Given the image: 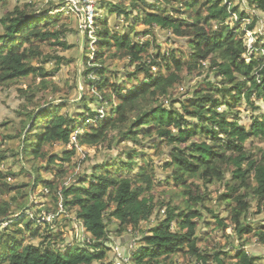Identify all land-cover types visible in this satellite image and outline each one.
<instances>
[{"label":"trees","instance_id":"obj_1","mask_svg":"<svg viewBox=\"0 0 264 264\" xmlns=\"http://www.w3.org/2000/svg\"><path fill=\"white\" fill-rule=\"evenodd\" d=\"M42 1L45 4L39 6ZM189 1L111 0L107 9L118 19H124L123 31L112 32L107 18L97 15V55L92 61L87 55L86 36L81 64L82 85H97L98 90L93 94L84 91L79 104L71 105L68 101L55 104L52 100L37 104L33 109L30 104L22 105L19 115L25 118L27 129L23 147L30 131L37 137L29 156L32 159L27 163L23 160V174L27 173L32 184L15 187L5 183L1 169L5 157L0 156V189L7 194L17 190L18 194L12 202L1 200L0 203V264H105L112 250L108 244H115L111 235L119 238L128 230L132 231L128 232L131 242L144 243V246L141 251L131 249L124 254L127 261L122 264H165L181 252L185 257L191 254L202 261L204 257L196 249L195 232L200 212L180 191H173L167 203L163 199L154 204L149 194L153 195L155 184L161 182L173 181L174 186L189 189L196 181L222 182L227 174L239 185L231 187L225 182L228 191L221 196L220 205L226 202L230 206V198L239 190L244 194L235 197V205L228 208L230 223L214 216L216 225L223 226L224 232L232 229L229 239L234 236L242 241L250 236L264 247V224L247 221L252 208L250 199L247 200L248 191L251 190L257 201V213L264 212V149H258L260 154L254 155L245 147L248 141L264 140V113L251 116L253 124L247 131L245 126L238 125L240 112H230L234 104L244 100L247 102L244 106L264 112L255 103L257 101H252L254 92L257 100H264V59L250 54L241 37L245 31L235 32L249 17L247 9H240L233 0L225 3L223 0H201L192 11L188 8H191ZM5 2L7 0H0V7ZM247 2L251 9L264 13V0ZM67 3V0H33L3 14L0 18V86H6L7 82L17 84L31 74L38 76L39 72L47 76L45 69L34 66V62L45 57L39 47L42 43L67 47L61 41L69 30L62 22L66 12L62 9ZM68 7L79 17L72 6ZM153 9L157 12H152ZM230 19L234 20L233 27L227 24ZM258 21V17L253 19L248 30L253 31ZM139 24L146 29L138 30ZM157 29L170 35L168 41L175 40V45L186 46L187 53L172 48L162 52L155 41L141 43L140 36L151 35ZM244 54L250 55V62ZM54 58L60 66L62 59ZM115 60H128L127 64L135 66V70L112 72L108 63ZM90 62L99 63L100 67H89ZM163 64L168 75L162 70L153 73L154 67L160 68ZM183 72L207 78L194 91L188 90L184 98L176 94L181 92ZM212 73L215 79H208ZM142 74L146 76L143 80L140 79ZM89 75L93 77L88 79ZM22 93L33 103L34 90ZM87 99H92L100 110L89 106ZM222 107L228 109L221 111ZM42 113L48 119L44 132L38 130V118ZM80 125L86 129L82 130ZM75 131L78 133L73 140ZM221 135L226 137L219 139ZM77 143L82 147H96L100 154L101 158L94 156L97 161L90 171L80 172L82 161L72 163L80 149ZM58 146L64 147L62 153L53 151V147ZM70 146L76 147L70 150ZM146 148L155 149L159 155L166 154V158L161 159L162 174L146 159ZM25 152L26 148L21 154ZM141 156L144 157L142 161L139 160ZM67 162L71 163V170L66 169ZM43 172L51 178L43 177ZM70 179L77 182L68 184ZM32 185V191L41 186L53 199L40 212H55L57 207L62 212L65 210L66 220L77 223L88 233L82 237L85 239H77V244L70 247L65 236L55 237L59 232L64 233L52 227L58 223L59 211L56 217L55 213H49L38 218L27 214V211H34V205L26 206L27 211L17 210L20 201L29 197L23 188ZM198 198L197 201L202 199ZM13 206L16 211H12ZM164 208L165 215L156 219V226L150 229L151 235L142 231L139 241L136 240L133 233L139 235L142 225L150 223L155 213L161 214ZM27 216L28 222L23 225ZM36 220L44 225L43 233L36 230ZM4 224L12 228L1 231ZM25 230L30 232L28 242ZM243 246L237 248L236 262L231 264H262L258 261L260 257L251 255ZM216 261L226 264L219 255Z\"/></svg>","mask_w":264,"mask_h":264},{"label":"rangeland","instance_id":"obj_2","mask_svg":"<svg viewBox=\"0 0 264 264\" xmlns=\"http://www.w3.org/2000/svg\"><path fill=\"white\" fill-rule=\"evenodd\" d=\"M96 3L95 8V19L97 15L102 16L103 18H107L108 22L111 24L112 32H122L123 31V24L124 19L120 18L118 19V16L116 14H111L107 9V3L111 0H94ZM201 0H190L188 2V5H191L192 11H195L200 4ZM224 3L228 2V0H223ZM235 3L240 5V9H247L249 11V17L244 20L240 26H237L236 33H240L245 31V35L241 37L245 41V45L248 47V50L250 51V54H255L256 58L264 59V13L261 11H257L254 9H251L248 5L247 0H233ZM33 0H7L5 2L4 6L0 7V18L5 14L7 11L13 10L17 6H22L24 4L32 3ZM155 2V0H154ZM45 4V1L39 2L38 5L42 6ZM69 6H72V4L69 2L67 3ZM65 5L62 9L63 11H66L63 16L62 22L66 24V27L69 29L66 32V35L64 38L61 39L62 42L67 44V47L62 46H53L51 47L48 43H42L39 45L41 51L44 53L45 57L41 58V61L34 62L36 67H43L45 71L48 74H45L47 76L44 77V74L42 75V72H39V75L31 74L28 78H23L19 80V82L16 84L15 82H7L6 86H0V156H4L5 159L1 161V169L4 171L3 175L6 177V180H4L5 183L9 184L10 186L17 187L19 184H32L31 178L27 175V173L24 175L25 172L23 160L27 163L29 162L32 157H29L30 154L34 150V146L36 145L37 137L34 135L33 132H29L28 140L27 142L24 141V147H23V140H25L26 133V125H25V118L21 117L19 114V111L21 110V107L23 104H30L31 109H33L37 104H42L45 101H52L55 100V104H60L62 101H71L68 102L71 105L72 104H79L82 101V96L84 97V91L87 93L96 92L98 90V86H91L90 83H87L86 85H82V69H78V63L80 61V57L82 55V47H83V35L87 36L88 39V56L91 57V61L94 59V57L97 55L98 51V42H97V32L99 28L97 29L96 26V20L94 19L93 27L94 30L92 33L87 28L83 27V19L81 15L79 17L69 11L68 5ZM106 7V8H105ZM195 7V8H194ZM170 9V8H169ZM67 11H69L67 13ZM152 12H157V10H151ZM137 14V12H136ZM256 17L259 18V21L256 23V26L254 27L253 31L248 30L249 24H252L253 19ZM236 17H234L235 19ZM227 24L229 26H234V20H227ZM240 27V30H239ZM138 30L144 31L146 29V26L143 24L138 25ZM97 29V30H96ZM126 29V28H125ZM159 30V31H158ZM239 35V34H238ZM170 35L166 31H162L161 29H157L154 31L151 35H142L140 36L141 43H145V41H155L157 44H159L160 49L162 52L165 50L172 49H181L184 51V53H187L188 49L184 45H175V40H172L171 42L168 41ZM174 41V42H173ZM93 44H92V43ZM55 43V42H53ZM86 50V45H85ZM85 54V53H84ZM148 54H144L143 56H146ZM188 55V54H186ZM55 56H59L61 60L60 66L57 64V61L55 60ZM247 62L251 61L250 55L244 54L243 55ZM181 59V58H179ZM128 60H115L114 62H109L108 65H110V69L112 72H122L125 69H129L134 71L135 66L130 67L129 64H127ZM150 63V61H147ZM82 64V63H81ZM89 67L98 66L100 67L99 63L93 64L92 62L88 63ZM159 70H162L165 75H168L167 69L165 68L164 64L158 67L153 68V73L157 74ZM132 71L130 74H132ZM118 72L117 76L120 75ZM182 83L179 85L181 92H176V94L181 95L182 97L185 96L187 91L190 92L194 91V89L198 88L199 84L204 82V79L207 80L205 75L198 76V74H188L187 72H183L182 74ZM93 76L89 75L88 79H91ZM146 76L144 74L140 75V79H144ZM122 78H128L126 76H123ZM215 79L214 73H212L208 79ZM78 79L81 84V88L83 89V93L81 94L80 89L77 86ZM261 80V79H260ZM207 82V81H206ZM76 83V87H75ZM136 83V82H132ZM129 87L133 86V84H129ZM34 90V96H32L33 103H30L27 99V96L22 93V91H32ZM89 98H91V95H88ZM82 98V99H81ZM184 98V97H183ZM65 99V100H62ZM252 101L256 104H259L261 108L264 111V100L261 98L260 100H257L256 98V92L253 93ZM87 104L89 106H96L94 102H92V99H87ZM247 102L244 100L241 104H234L233 108H230V112H240V119H239V126L244 127L247 131L250 130L253 122L251 120V116L253 115H259V110H255L253 107L249 106L248 108L246 105ZM98 106V105H97ZM95 107L96 109H99L98 107ZM101 108V107H100ZM227 107H222L221 111L227 110ZM100 110V109H99ZM220 110V109H219ZM64 112V111H63ZM65 113V112H64ZM80 114L76 115L77 117ZM36 117V114H34L33 118ZM104 117V115H102ZM80 118V117H78ZM233 117L230 116L229 120H231ZM39 126L38 130L44 132L48 119L46 118L45 114L42 113L39 118ZM82 130L86 129L85 127H82ZM37 131V130H36ZM22 133H25L23 138H20ZM41 133V132H39ZM78 131H75L72 135V139H76ZM225 135H221L219 139L225 138ZM210 138V137H209ZM76 146L80 147L78 149V153L76 154L75 158L72 159V163L74 162H80L82 161V167L80 169V172L84 171H90V169L95 165L97 159H94V156L100 157V154L97 153L98 150L96 147H86V146H79L77 143ZM76 146H70V150H73ZM246 150L251 151L252 154L257 155L258 149H264V140H254V141H248L245 144ZM26 148L25 155H22V151ZM64 150L63 146L53 147V151L62 153ZM146 159L149 161L150 165H153V168L155 171H158L159 173H163L161 167H163V164L161 163V159L164 157L166 158V154H157L155 149H149L146 148ZM117 151H114V154H116ZM21 156L19 157V155ZM23 157V158H22ZM90 157V159H89ZM101 158V157H100ZM143 156L139 157V160H143ZM66 169L71 170V163L67 162ZM22 172V173H21ZM163 176V175H162ZM43 177L46 179L51 178L50 174H47L46 172H43ZM164 177V176H163ZM161 178V176L159 177ZM77 181H71V179L68 181L69 183L75 184ZM225 182H228V184L233 186H238L237 182L230 179V176L227 174L226 179H224L222 182L213 183V184H206L200 181H196L195 185L190 187L189 189L182 188L174 186L173 181L168 182H161L158 184H155L156 187L153 189V195L149 194V197L151 198L152 202L159 203L158 200L165 199V202H169L171 195H173V191H180V194L190 201L193 204V208L196 211L200 212V217L196 219V238L198 240L196 249L199 251V254L204 257L202 261H199L198 258L194 257L193 255H188L185 257L183 255V252L177 253L175 257H172L171 260H168L165 264H219L216 261L217 255H219V259L226 264H231L233 262H236V259H234V256L236 255L237 248L242 245L244 250L249 252L251 255H257L260 257L259 262H262L264 264V247L259 245L256 242L255 239H250V236H247L249 238H246L242 241L235 238L234 236H231L232 238L229 239L228 236L232 234V229L229 228L226 230V232L223 231V226L216 225V219L214 216H218L220 220H224L226 224L230 223V220H232L229 212V207L235 205L234 198L238 195L244 194L243 190H239L236 194L233 195V198H230V206L227 205L226 202H223L222 205H220V198L223 194H225L228 190L225 188ZM191 183V182H190ZM28 187V186H27ZM33 185L30 188H23V190L26 189L27 193L29 194L28 198H25L24 201H20L21 205H19L18 209H25L26 206L29 208L31 206H35L34 211H27V214L30 215V217L37 216L40 218L41 216L45 217L48 216L50 213H55L54 216L56 217V213L59 211V217H57L58 223L52 224L53 229L55 228L58 230L59 228L64 231L59 232L55 237H64L67 241V245L70 247H74L75 244H77V239L80 241L84 235H88L86 231L83 230L82 227H79L77 223L72 224V222L66 220L65 216V210L62 212V210H59V207L55 208V212L48 211L40 212L45 210L46 204H50V201L53 200L51 197V193L47 192L45 189H43L41 186L36 188L34 191H32ZM245 188V187H243ZM247 191V190H246ZM17 190L12 192L11 194H7L3 192V190L0 189V203L1 200H4L3 202L10 201L12 202V198L18 196L16 194ZM252 208L249 214V219H247L248 222H251L252 224H264V212L263 213H257V201L254 200V194H252L251 190L248 191ZM202 198L200 201H197V198ZM198 198V199H199ZM190 199V200H189ZM220 202V203H219ZM52 204H54V201H52ZM25 205V206H24ZM56 205V204H55ZM16 206H13L12 211H16ZM28 208V209H29ZM61 209V208H60ZM166 208H164L161 212V214L158 213V211L155 213L154 217L152 218L150 223H144L141 227V231L138 232L139 235L136 233H133L136 236V240L141 237L142 231L146 232L148 235H151V228L156 226V219L158 217H163L165 215ZM213 212V214L211 213ZM62 212V213H61ZM26 214V215H27ZM28 216L25 219V223L23 225H26L28 222ZM242 219L244 220L245 217L243 216ZM32 220V219H31ZM40 222V220H39ZM37 220L35 221V226H38L36 230L41 231L43 233L44 225L42 223H39ZM7 224H4L1 228V231L6 228ZM175 226V225H174ZM12 226L6 229H11ZM50 229V228H49ZM12 229V231H14ZM128 232H132L131 230H128ZM124 234L122 237H114L111 235V240L115 241V244L109 243L108 246L112 247V250L109 252L108 257L106 259L105 264H110L111 262L114 263H120L126 262L127 259H124V254L128 253L131 249H139L141 251V247L144 246V243L141 245L139 242L132 241L130 238L129 233ZM13 233V232H12ZM30 232L25 230V237L27 238L26 242L30 241L29 238ZM226 235V236H225ZM138 239V241H139ZM249 239V240H247ZM253 240L251 243L247 244V242ZM42 241V239H40ZM38 241V243H40ZM233 243V245L229 243ZM34 244H37V242H33ZM75 243V244H73ZM247 245H246V244ZM139 251V252H140ZM206 261V263H204ZM94 264H98L95 262Z\"/></svg>","mask_w":264,"mask_h":264},{"label":"built area","instance_id":"obj_3","mask_svg":"<svg viewBox=\"0 0 264 264\" xmlns=\"http://www.w3.org/2000/svg\"><path fill=\"white\" fill-rule=\"evenodd\" d=\"M67 1L72 4L73 12L81 15V11H85L86 18L85 21L83 22V27L87 28L90 31V33H92L94 30L93 23L95 19V8H96L95 1L94 0H67Z\"/></svg>","mask_w":264,"mask_h":264},{"label":"water","instance_id":"obj_4","mask_svg":"<svg viewBox=\"0 0 264 264\" xmlns=\"http://www.w3.org/2000/svg\"><path fill=\"white\" fill-rule=\"evenodd\" d=\"M81 17H82V19H83V22L85 21V18H86V13H85V11H81ZM84 37H83V47H82V55H81V57H80V61H79V63H78V69H79V73H80V69H81V63H82V60H83V56H84V53H85V45H86V36H85V34L83 35ZM77 86H78V88L80 89V92H81V94L83 93V89L81 88V84H80V81H79V79H78V82H77ZM82 98H83V96H82ZM81 98V99H82ZM68 102H71V101H68Z\"/></svg>","mask_w":264,"mask_h":264},{"label":"crops","instance_id":"obj_5","mask_svg":"<svg viewBox=\"0 0 264 264\" xmlns=\"http://www.w3.org/2000/svg\"><path fill=\"white\" fill-rule=\"evenodd\" d=\"M119 20H120V18H119Z\"/></svg>","mask_w":264,"mask_h":264}]
</instances>
